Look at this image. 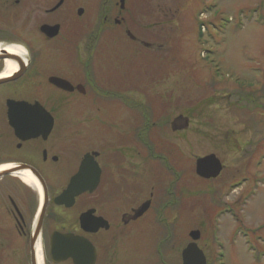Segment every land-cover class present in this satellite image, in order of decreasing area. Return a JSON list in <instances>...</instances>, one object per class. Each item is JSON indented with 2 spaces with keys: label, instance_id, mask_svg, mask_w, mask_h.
I'll list each match as a JSON object with an SVG mask.
<instances>
[{
  "label": "flooded vegetation",
  "instance_id": "obj_1",
  "mask_svg": "<svg viewBox=\"0 0 264 264\" xmlns=\"http://www.w3.org/2000/svg\"><path fill=\"white\" fill-rule=\"evenodd\" d=\"M145 1L0 0V264H175L171 252L183 264L191 232L201 240L200 229L189 230L199 193L190 186L207 181L196 174L197 158L189 169L178 149H154L152 79L130 88L116 77L146 71L142 52L153 42L142 35L152 28L140 25ZM112 48L122 57L111 60ZM7 59L17 70L3 76ZM157 181L168 184L159 203ZM221 195L215 210L199 200L207 218L236 209L219 207Z\"/></svg>",
  "mask_w": 264,
  "mask_h": 264
},
{
  "label": "rangeland",
  "instance_id": "obj_2",
  "mask_svg": "<svg viewBox=\"0 0 264 264\" xmlns=\"http://www.w3.org/2000/svg\"><path fill=\"white\" fill-rule=\"evenodd\" d=\"M262 3L264 0L145 1L147 17L142 16L140 25L152 30L141 32L153 42L149 50L142 52L141 67L146 71L142 75L116 74L118 83L124 79L123 83L130 88L140 81L141 85H147L152 79L153 92L147 93L146 100L153 101L150 109L153 114L149 116L153 115V141L157 148L181 151L184 159L181 167L190 169L196 158L210 154H216L224 165L220 180H196L190 186L199 193L190 205L189 211L194 213L189 214V230H201L198 245L209 264H264ZM117 51L108 52L111 60L122 57ZM122 52L127 53V49ZM247 94L253 98L248 100ZM115 111L116 108L111 112ZM116 112L127 116L129 110L120 108ZM178 119L189 122L188 128L174 130L172 124ZM222 186H225L221 192L223 202L218 206L236 204L239 224L226 215L216 220L214 212L207 218L198 205L201 199L206 211L215 210L218 202L215 199L221 194ZM167 188L165 182H153L158 203L167 199ZM201 218L208 224L205 231L197 225ZM238 225L245 230L239 232L234 243L230 242L229 237ZM214 229L226 244L222 249L225 252H219L221 248L215 244ZM181 236L184 246L188 236ZM168 256L180 264L179 252Z\"/></svg>",
  "mask_w": 264,
  "mask_h": 264
},
{
  "label": "water",
  "instance_id": "obj_3",
  "mask_svg": "<svg viewBox=\"0 0 264 264\" xmlns=\"http://www.w3.org/2000/svg\"><path fill=\"white\" fill-rule=\"evenodd\" d=\"M52 82L59 84L61 83L66 89H70L69 85L65 82L58 81L57 79H52ZM186 123H188L186 121ZM196 174L199 178L204 180L217 179L222 171L224 170V165L221 160L215 154H210L204 157H200L196 160ZM72 187H70L71 189ZM146 207L142 209L145 211ZM200 238V233L198 231L191 232V239L193 242L188 245V247L182 253L183 264H207L204 253L199 249L197 241ZM70 256L68 252L67 257Z\"/></svg>",
  "mask_w": 264,
  "mask_h": 264
},
{
  "label": "bare ground",
  "instance_id": "obj_4",
  "mask_svg": "<svg viewBox=\"0 0 264 264\" xmlns=\"http://www.w3.org/2000/svg\"><path fill=\"white\" fill-rule=\"evenodd\" d=\"M20 50L19 47L16 46H8L7 47V52L9 54H14V53H18ZM17 70V64L11 60H6V67H5V71L3 73V76H9L10 74H12L13 72H15ZM23 180L27 183H31L34 182L33 178L26 174L25 176H23Z\"/></svg>",
  "mask_w": 264,
  "mask_h": 264
},
{
  "label": "trees",
  "instance_id": "obj_5",
  "mask_svg": "<svg viewBox=\"0 0 264 264\" xmlns=\"http://www.w3.org/2000/svg\"><path fill=\"white\" fill-rule=\"evenodd\" d=\"M252 93H253V92H252ZM252 93H250V94H252ZM254 94H255V92H254ZM247 95H248V100H249L250 98H251V99L253 98L252 95H249V94H247ZM247 95H245V96H247ZM221 99H224V98H221ZM226 99H227V98H226ZM241 100L244 101V98L241 97ZM232 104H235V103H232ZM248 104H250V102H248ZM153 126H154V124H153ZM235 147H236V145H235ZM153 148L156 149V150L159 149V147H158V148L156 147V144L154 143V141H153ZM163 158H164V157H163ZM215 200H216V199H215ZM204 203H205V202H204ZM207 203L209 204L210 202L207 201ZM205 205H206V204H205Z\"/></svg>",
  "mask_w": 264,
  "mask_h": 264
}]
</instances>
